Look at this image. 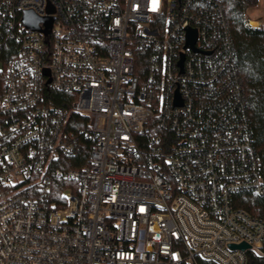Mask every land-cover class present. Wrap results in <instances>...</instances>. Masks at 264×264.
Returning <instances> with one entry per match:
<instances>
[{"label":"built area","instance_id":"1","mask_svg":"<svg viewBox=\"0 0 264 264\" xmlns=\"http://www.w3.org/2000/svg\"><path fill=\"white\" fill-rule=\"evenodd\" d=\"M242 193L264 177L223 0H0V264H251Z\"/></svg>","mask_w":264,"mask_h":264},{"label":"trees","instance_id":"2","mask_svg":"<svg viewBox=\"0 0 264 264\" xmlns=\"http://www.w3.org/2000/svg\"><path fill=\"white\" fill-rule=\"evenodd\" d=\"M223 3L236 46L240 80L264 177V23L259 28L248 25L249 12L259 5V0H223ZM86 157L87 150L77 159L70 160L69 167L80 168L85 165ZM235 200L239 207L264 219V195L255 197L242 193ZM250 259L251 264H264V257L250 256Z\"/></svg>","mask_w":264,"mask_h":264},{"label":"water","instance_id":"3","mask_svg":"<svg viewBox=\"0 0 264 264\" xmlns=\"http://www.w3.org/2000/svg\"><path fill=\"white\" fill-rule=\"evenodd\" d=\"M42 20L40 18H38L33 12L31 11H28L25 13L24 15V22L25 24L32 28V29H39V23L41 22ZM45 22V24L47 26H51L52 22H53V19H45L43 20ZM189 43L190 45L193 47L195 42H196V33L195 32H191L190 34V39H189ZM178 96V99H177V104L180 105L181 104V101L179 100V95ZM233 249H239V250H242V251H246L250 248V245L246 244V243H241V244H238V245H232L231 246Z\"/></svg>","mask_w":264,"mask_h":264},{"label":"rangeland","instance_id":"4","mask_svg":"<svg viewBox=\"0 0 264 264\" xmlns=\"http://www.w3.org/2000/svg\"><path fill=\"white\" fill-rule=\"evenodd\" d=\"M251 21H257L258 26L257 27L252 26ZM263 23H264V0H259V5L253 8L249 12L248 25L252 28H259L263 25Z\"/></svg>","mask_w":264,"mask_h":264},{"label":"bare ground","instance_id":"5","mask_svg":"<svg viewBox=\"0 0 264 264\" xmlns=\"http://www.w3.org/2000/svg\"><path fill=\"white\" fill-rule=\"evenodd\" d=\"M251 24H252V26H254V27H257V26H258V22H257V21H251Z\"/></svg>","mask_w":264,"mask_h":264}]
</instances>
